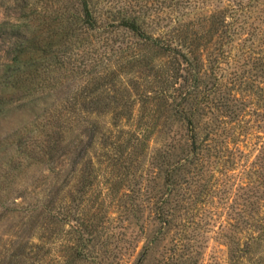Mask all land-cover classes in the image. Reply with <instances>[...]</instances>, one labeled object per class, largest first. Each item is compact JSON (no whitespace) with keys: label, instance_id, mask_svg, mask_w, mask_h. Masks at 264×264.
Wrapping results in <instances>:
<instances>
[{"label":"rangeland","instance_id":"374dc122","mask_svg":"<svg viewBox=\"0 0 264 264\" xmlns=\"http://www.w3.org/2000/svg\"><path fill=\"white\" fill-rule=\"evenodd\" d=\"M138 1L156 6L155 0ZM238 1L247 6L248 0ZM125 2L95 0L98 22ZM216 7L231 10V0H203L188 9L175 42L193 50L208 46L205 71L218 50L228 51L217 96L243 110L229 122L222 107L198 105L203 158L181 174L170 198L166 168L185 136L182 119L166 109L173 92L170 75L176 76L172 56L141 46L139 66L124 61L117 67L115 86L136 100L134 113L118 127L110 111L89 114L94 137L68 112H52L60 100L74 101L73 91L91 78L89 73L64 79L66 88L46 91L35 101L18 99L4 109L0 140L7 142L9 154L20 145L26 149L18 157L21 167L0 189V264H264V0L246 7L247 29L232 44L213 30L208 15ZM12 8L3 0L0 22L14 15ZM228 10L223 15L231 21ZM140 13L149 33L168 31L166 13ZM0 44L2 57L8 43ZM258 55L261 67L255 66ZM203 80L209 86L215 82L209 72ZM145 92L155 100L143 106ZM60 122L59 158L51 159L44 154V128ZM88 175L93 182L85 185Z\"/></svg>","mask_w":264,"mask_h":264},{"label":"trees","instance_id":"16d2710c","mask_svg":"<svg viewBox=\"0 0 264 264\" xmlns=\"http://www.w3.org/2000/svg\"><path fill=\"white\" fill-rule=\"evenodd\" d=\"M5 1L13 6L11 13L14 15L10 14L9 19L0 22V40L8 43L7 49L2 50L4 53L0 57V114L18 99L29 98L35 101L38 95L46 91L51 94V91L66 88L67 85L63 84L64 79L81 78L84 73H89L91 78L73 91L74 95L71 98L74 101L67 102L69 98L60 100L52 112L58 110L60 111L58 115L61 116L68 112L75 117V124L81 127L85 124L86 130L90 129L89 119L87 120L89 114L110 111L114 118L113 125L118 127L121 120L132 117L136 100H129L130 95H123L122 91L116 88L113 77L116 78L119 72L117 67L123 65L124 61L131 66H139L144 60L138 51L141 46L156 48L175 59L176 76L170 75L174 78L173 92L166 100V109L182 119L185 136L180 151L176 154L171 153L170 156L174 158L169 160L166 168L167 184L170 187L168 198L172 196L173 190L181 185V174L190 166L200 163L203 158L205 147L203 148L199 138L200 122L196 118L201 113L198 105L208 106L207 104L211 103L217 108L222 107L221 115L229 119L225 120L229 122L238 116L241 109L243 110L231 105L225 96H217L218 89L222 88L221 81L225 78L222 63L228 61L224 59H230L228 51L218 50L217 56L208 61L211 66L205 71L203 59L208 46L193 50L182 42H175V35L181 28L178 26L184 15L189 12L188 9L192 10L195 5L203 3V0H155L156 6L153 7L142 5L138 0H126L122 6L114 8V13L109 14L108 20L103 23H99L96 18L95 0ZM255 1L258 0H248L247 6ZM2 2L3 0H0V4ZM241 5H243L241 1L231 0V10L227 7H216L208 15L212 18L214 32H219L217 37L225 36L231 44L247 29L245 28L247 18H250V8ZM142 10L148 14L151 11L157 14L166 13L168 23L165 25L168 31H162L158 35L149 33L140 13ZM226 10L231 21H226V16L223 15ZM121 33L122 39L119 36ZM125 38L128 40L125 41ZM257 60L259 61L255 62V66L261 67V56L258 55ZM206 72H209L215 81L212 86L203 80ZM233 74L235 76V73ZM233 79L235 81L236 76ZM90 83L94 84L91 88L86 85ZM63 93L67 91L64 90ZM16 94L20 97L17 98ZM144 95L150 101L142 99L143 106L155 100L152 93L145 92ZM209 126L211 133L215 135L219 133L211 122ZM61 127L62 122L58 123L57 128L54 126L44 128L46 137L43 140L44 154L51 159L59 158L57 153L61 141L59 135L62 132ZM90 130V137H94V129ZM131 134L134 135L132 130ZM23 148L21 145L17 146L13 153L9 154L7 142L4 139L0 140V189L6 188L13 173L21 167L22 161L18 157L26 149L22 150ZM92 177L84 176L83 184L87 181L92 183ZM162 208L161 204L160 211ZM70 217L71 213L66 215V219ZM163 219L161 222H166V218ZM80 233V241H85V234ZM82 249L84 247L78 245L81 253Z\"/></svg>","mask_w":264,"mask_h":264}]
</instances>
